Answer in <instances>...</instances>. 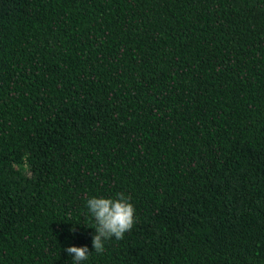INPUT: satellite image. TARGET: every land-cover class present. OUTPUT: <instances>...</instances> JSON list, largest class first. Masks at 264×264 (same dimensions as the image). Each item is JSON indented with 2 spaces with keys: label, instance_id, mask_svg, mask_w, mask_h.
Listing matches in <instances>:
<instances>
[{
  "label": "trees",
  "instance_id": "16d2710c",
  "mask_svg": "<svg viewBox=\"0 0 264 264\" xmlns=\"http://www.w3.org/2000/svg\"><path fill=\"white\" fill-rule=\"evenodd\" d=\"M130 197L92 246L91 197ZM264 264V0H0V264Z\"/></svg>",
  "mask_w": 264,
  "mask_h": 264
},
{
  "label": "clouds",
  "instance_id": "9594fccd",
  "mask_svg": "<svg viewBox=\"0 0 264 264\" xmlns=\"http://www.w3.org/2000/svg\"><path fill=\"white\" fill-rule=\"evenodd\" d=\"M130 197L117 193L115 198L91 197L87 199V208L95 221V234L92 246L96 253H103L105 241L115 237L117 240L124 238V234L133 227L135 208L129 202ZM73 257L74 264H81L89 258L90 251L87 246H71L66 249Z\"/></svg>",
  "mask_w": 264,
  "mask_h": 264
}]
</instances>
